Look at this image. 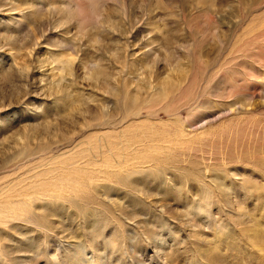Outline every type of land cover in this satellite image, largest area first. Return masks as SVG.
<instances>
[{"label": "rangeland", "instance_id": "rangeland-1", "mask_svg": "<svg viewBox=\"0 0 264 264\" xmlns=\"http://www.w3.org/2000/svg\"><path fill=\"white\" fill-rule=\"evenodd\" d=\"M77 91L98 98L70 109L61 98ZM101 139L114 150L86 151ZM162 147L180 167L143 163L154 177L140 192L117 184L113 165L131 171ZM109 156V169L93 162ZM54 164L64 182L38 176ZM44 178L40 227L18 195ZM81 189L113 205L92 201L107 214L94 241V214L85 223L72 203ZM201 200L209 218L192 215ZM0 209V264H264V0H0ZM75 244L88 261L64 257Z\"/></svg>", "mask_w": 264, "mask_h": 264}, {"label": "bare ground", "instance_id": "bare-ground-1", "mask_svg": "<svg viewBox=\"0 0 264 264\" xmlns=\"http://www.w3.org/2000/svg\"><path fill=\"white\" fill-rule=\"evenodd\" d=\"M92 2H94V1H92ZM81 4V3H80ZM77 5V4H76ZM81 7H83V6H80V5H78L77 7H76V9H75V14H77V15H79V13H80V15H81V13L83 12V8H81ZM91 7L92 8H94V10H95V7L93 6V3L91 4ZM85 9V8H84ZM81 11V12H80ZM84 13V12H83ZM13 56V55H12ZM13 60V59H12ZM15 62H16V60L14 61V63L13 64H15ZM166 90V89H165ZM75 93V92H74ZM91 97H93V99L95 100V99H97L98 97L96 96V95H92V96H88V95H85L83 92H80V91H77L75 94H69V95H64V97H62L61 98V101L62 100H64L63 101V103H65L70 109L71 108H74V107H76L77 106V104H79V102H83V101H86V100H92V98ZM138 97L136 96V97H134L133 99H132V102H131V109H135L136 107H137V105H138V103H139V101H138ZM156 99H159V97H157ZM155 99V100H156ZM60 101V103H62ZM87 101V102H88ZM58 103V102H57ZM59 105V104H58ZM55 106V105H54ZM230 108V107H229ZM49 112V111H48ZM62 113V112H61ZM100 114H102V117L104 118V119H106L107 121H111L113 118H114V116H113V112H103V113H100ZM99 114V115H100ZM101 117V116H100ZM200 121V120H199ZM195 122V121H194ZM175 139H179V140H181V138L180 137H176ZM182 142V141H181ZM112 144H114V142H109V141H107V140H105V139H101L100 141H98V142H96L95 144H94V147H90L91 149H87L86 151L87 152H93V148H105L106 149V151H113L114 149L112 148ZM88 145H90V146H92V144H91V142H88ZM124 150V149H123ZM160 153L163 157H165V159H162V160H160V159H157V158H155V156H156V154L157 153ZM165 152H168V148L167 147H162L159 151H156L155 150V152L153 153V154H151V153H147V152H140L139 153V161H143L141 164H136L135 165V167L136 168H133L131 171H128V170H125L124 168H128L127 166H124V163L123 162H118V163H116L115 165H113V168L111 169V172L114 174V175H116V176H122L123 178H119V180L117 181V184H119V185H122L123 187H125L126 189H130L131 190V192L132 191H143V190H145V189H147V186H148V184L151 182V180H152V178L154 177L153 175H150V173H141V172H139V168H145V167H142V165H143V163H146V162H149L151 165H152V163L154 162V163H156V162H158V163H164V164H170L171 166H174V167H180V159H173L172 157H171V152H170V154H167V153H165ZM77 154L78 155H84V154H86L85 152H84V149H79L78 151H77ZM134 154H137V153H134ZM104 155H106L107 156V154H104ZM74 158V155H70L69 157L67 156V158H66V160H67V162H63V165L64 166H70L71 167V169H72V173H77L76 172V169H74V168H76L75 167V165H76V163L78 162V161H73L72 162V159ZM89 159V158H88ZM113 160H114V157H111V156H109L107 159H105V158H102V159H99V160H94L93 162L95 163V164H97V166H100L101 168H104V169H109L111 166H112V163H113ZM147 160V161H146ZM91 161H92V158H90V160L89 161H87L86 163H91ZM56 163H58V162H56ZM55 163V164H56ZM85 163V164H86ZM54 164V166H51V167H55L56 165ZM190 164H192V168L193 167H195V165H196V162L195 161H192V163H190ZM61 165V164H60ZM63 165H61V166H63ZM163 165V164H162ZM63 166V167H64ZM153 166V165H152ZM230 166V165H229ZM51 167H49L48 169H46V170H44L43 172H41L40 174H38V176H41V175H44L45 173H48V172H56L54 175L51 173L50 174V180H55L56 181V179H55V177L56 176H59L58 178H60L61 180H62V182H64L67 178L64 176V175H62V174H64V173H66V168H60V167H55L54 169L52 168V170H51ZM231 169H232V166H231ZM231 169H228V170H230L231 171ZM178 170V169H177ZM180 170V169H179ZM62 175V176H61ZM202 175H204V171H201V174H196L195 176H197V177H200V176H202ZM244 175V174H243ZM146 177V178H145ZM206 177H207V180H206V186L208 187L209 185H208V182H209V184H213L216 188H217V190H223V186H222V181H220V179H218V180H216V176H214V175H206ZM243 177V176H242ZM79 178V177H78ZM78 178H75L74 179V181L75 182H77L79 179ZM147 179H151L150 181H148ZM155 179V178H154ZM53 180V182L55 183V181ZM50 182V181H49ZM52 182V181H51ZM51 182L49 183V185H52L51 184ZM61 182V183H62ZM90 182V181H89ZM106 182H109L108 180L106 181ZM47 183V180H46V178H44L43 180H38V181H36L35 183H33V181L32 182H30V184L29 185H27L28 183H26V187H27V189L24 191L26 194H28L29 195V197L28 198H26L25 199V197L22 195V193H20L18 196H20L21 198L20 199H18V202H19V204L21 205L20 206V208H19V211H20V209H21V207H23V209L25 210V212L23 213V214H26V213H31V214H33L36 218L35 219H37L36 221H38L39 222V220L41 221V219L43 220V221H46L47 220V224H49V226L51 225V223H50V221H48V219H47V217L46 216H49L50 214H48L47 212H46V210L45 209H43V208H38V207H36V206H34V203L38 200V198H39V196L40 195H44L45 196V194H46V192L47 191H45L44 190V187L46 186L45 184ZM56 185V184H55ZM55 185L54 186H52L53 188L52 189H54V187H55ZM90 185L91 186H93V187H96V182L95 183H91L90 182ZM224 185V184H223ZM103 186V185H102ZM30 187H35V189L34 190H32V191H29L28 189L30 188ZM49 187H51V186H49ZM49 187H47L48 189H49ZM225 187V186H224ZM233 187V186H232ZM25 189V188H24ZM229 189V188H228ZM261 189V188H260ZM98 190V189H97ZM130 190H125V193H130ZM54 191H56V190H54ZM58 191H60V189H59V185L57 186V192ZM102 191V190H101ZM225 191V190H224ZM223 191V192H224ZM226 191H227V189H226ZM50 192V191H49ZM48 192V193H49ZM79 193L81 192H85L84 194H83V198L82 199H84V204L82 205V204H79V203H76V201H72V203L74 204V205H76V207H75V209L77 210V211H81V213L82 212H84L85 213V215H84V219H85V223H87L88 222V220H90L91 218H89L88 217V215L86 214V213H93L94 215H92V218L94 219L93 221H92V224H90V229L88 228V230H89V234H88V238H90L91 239V241H94L93 239H95L96 237V234L97 233H99V232H101L102 231V225H103V221H104V219L102 218V215L103 214H101L102 212H104V210L100 207V205H96V204H94L92 201L93 200H97L98 201V203H101L103 206H106V207H109V206H111L112 205V203L111 202H109L108 200H106L101 194L103 193H101V194H99L98 192L99 191H96V189H94L93 190V192H89V191H86V190H83V189H81V190H79L78 191ZM147 192V191H146ZM145 192V193H146ZM142 193V192H141ZM230 192H228V194H229ZM50 194H52V190H51V192H50ZM104 194V193H103ZM54 195V194H53ZM57 195V194H56ZM51 197H53L52 195H50ZM203 196L205 197V200L207 199V200H209V199H212V189L211 188H206V190L204 191V193H203ZM62 197V196H61ZM46 198V197H45ZM45 198H43V199H45ZM53 199V198H52ZM51 199V200H52ZM55 199H57V198H55ZM197 199V198H196ZM46 200V199H45ZM53 201V200H52ZM187 201V200H186ZM192 201V200H191ZM61 202H63V201H61ZM61 202H59V204L61 203ZM116 202V201H115ZM211 202V201H210ZM52 203H54V202H52ZM109 203H111V205L109 204ZM114 203V202H113ZM117 203V202H116ZM119 203V202H118ZM197 203V202H196ZM195 203V204H196ZM64 204V203H63ZM123 204V203H122ZM198 204V206L196 207V208H194L193 210H192V212H193V214L192 215H198V216H200V218L201 217H207V218H209L211 215H210V213L208 212V206H209V204L210 203H205V201H199V203H197ZM116 205V204H115ZM119 205V204H118ZM113 206V205H112ZM191 206V205H190ZM115 207V206H114ZM118 208V207H117ZM261 208V207H260ZM118 210V209H117ZM121 210H122V208H121ZM125 210V209H124ZM19 211H11L10 213L12 214V215H14V216H17L18 217V214H19ZM6 212V209H0V224H2V225H4L5 224V217L8 215H5L4 213ZM122 212V211H121ZM126 212V211H125ZM128 214H129V212H128ZM207 214V215H206ZM104 215H107L105 212H104ZM122 215H123V213H122ZM127 215V214H126ZM21 216V215H20ZM124 216V218H125V215H123ZM94 217H96V218H94ZM122 219V222H120V224H122V226H126V225H124V224H127L128 223V221H130L129 219H127V220H125V219ZM132 218V217H131ZM198 218V217H197ZM45 219V220H44ZM106 219H110V221H112V219H113V221H115L116 222V220H117V218L115 217V216H112V219H111V217L109 216L108 218H106ZM193 221V220H192ZM214 221V220H213ZM196 222V221H195ZM192 223H194V222H192ZM37 224V223H36ZM40 224V225H39ZM39 224H37V225H39L40 227H42L41 226V223L39 222ZM211 224H212V221H211ZM215 224H216V222H215ZM200 225V224H199ZM208 225V224H207ZM219 225V224H218ZM193 226V225H192ZM205 226V225H204ZM216 226V225H215ZM39 227V228H40ZM45 227H46V224H45ZM33 228V227H32ZM119 228V229H118ZM38 229V228H37ZM35 230V228L33 229V230H35L34 232H36V233H39L38 231L39 230ZM44 229V228H43ZM127 230V229H126ZM2 232V231H1ZM120 232H121V228H120V226H118L117 228H116V234L114 233L113 235H116V237L117 238H123V237H125V234L122 236V234H120ZM259 232V231H258ZM123 233V232H122ZM258 235V234H257ZM112 236V235H111ZM114 237V236H113ZM111 238V237H110ZM207 238V237H206ZM87 240H86V238L85 239H82V243H80L81 245H86V244H88L87 242H86ZM174 241V240H173ZM81 242V241H80ZM255 242V241H254ZM116 243V242H115ZM256 243V242H255ZM175 244L177 245V244H179V243H177V242H175ZM262 245V244H261ZM171 246V245H170ZM173 246V245H172ZM91 247L94 249V250H96V249H98V246L97 245H95V242H92V244H91ZM167 247V246H166ZM78 248H79V245L78 244H75V245H73V246H69V247H67L65 250H66V253H65V255H64V257L66 258V257H72V258H76L80 263L82 262V263H84V262H86V261H88V257H87V255L86 254H83V255H79L78 254ZM101 248V247H100ZM264 250V249H263ZM166 252V251H165ZM174 252V251H173ZM109 254V253H108ZM167 256H168V254H166ZM55 263L54 264H63V257L59 254V253H56L55 254ZM171 256V255H170ZM146 259V258H145ZM166 259V258H165ZM168 259H170V258H168ZM119 260V259H118ZM120 261V260H119ZM166 261V260H165ZM174 261V260H173ZM169 262V261H168ZM167 262V263H168ZM116 263H118V262H116ZM140 264H147V263H145V262H139ZM151 263V262H150ZM150 263H148V264H150ZM115 264V263H114ZM160 264V263H159ZM169 264V263H168ZM175 264V263H174Z\"/></svg>", "mask_w": 264, "mask_h": 264}]
</instances>
